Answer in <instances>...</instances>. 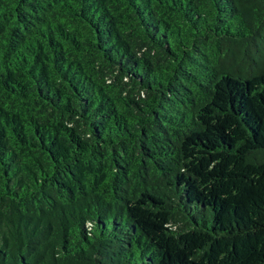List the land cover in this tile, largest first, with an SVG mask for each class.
<instances>
[{"label": "trees", "instance_id": "trees-1", "mask_svg": "<svg viewBox=\"0 0 264 264\" xmlns=\"http://www.w3.org/2000/svg\"><path fill=\"white\" fill-rule=\"evenodd\" d=\"M0 264H264V0H0Z\"/></svg>", "mask_w": 264, "mask_h": 264}]
</instances>
